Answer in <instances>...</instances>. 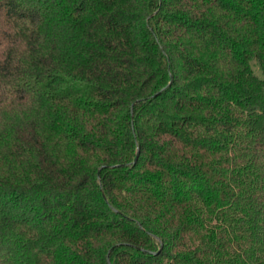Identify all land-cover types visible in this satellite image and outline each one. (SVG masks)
Here are the masks:
<instances>
[{
  "label": "trees",
  "instance_id": "1",
  "mask_svg": "<svg viewBox=\"0 0 264 264\" xmlns=\"http://www.w3.org/2000/svg\"><path fill=\"white\" fill-rule=\"evenodd\" d=\"M0 264H264V0H0Z\"/></svg>",
  "mask_w": 264,
  "mask_h": 264
}]
</instances>
